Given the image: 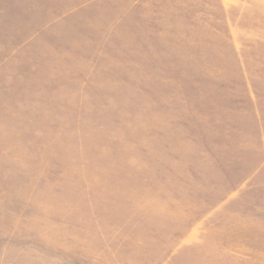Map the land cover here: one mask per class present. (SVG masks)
Instances as JSON below:
<instances>
[{
	"label": "rangeland",
	"instance_id": "1",
	"mask_svg": "<svg viewBox=\"0 0 264 264\" xmlns=\"http://www.w3.org/2000/svg\"><path fill=\"white\" fill-rule=\"evenodd\" d=\"M0 264H264V0H0Z\"/></svg>",
	"mask_w": 264,
	"mask_h": 264
}]
</instances>
